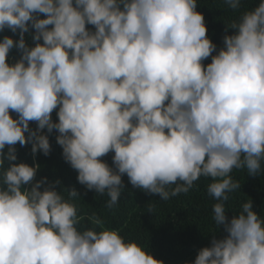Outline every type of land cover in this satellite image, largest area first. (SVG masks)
<instances>
[{
  "label": "clouds",
  "instance_id": "9594fccd",
  "mask_svg": "<svg viewBox=\"0 0 264 264\" xmlns=\"http://www.w3.org/2000/svg\"><path fill=\"white\" fill-rule=\"evenodd\" d=\"M6 28L19 39L0 40V264H163L117 229L78 227L75 188L65 198L59 180H35L39 164L11 163L17 143H31L34 159L49 155L44 129L58 132L78 182L106 192L108 208L124 174L165 201L211 177L213 220L226 235L191 264H264V217L251 199L230 220L225 208L241 187L233 168L264 170V0L226 25L234 31L219 51L197 0H0ZM13 48L21 55L9 64ZM109 152L114 167L100 159Z\"/></svg>",
  "mask_w": 264,
  "mask_h": 264
},
{
  "label": "trees",
  "instance_id": "16d2710c",
  "mask_svg": "<svg viewBox=\"0 0 264 264\" xmlns=\"http://www.w3.org/2000/svg\"><path fill=\"white\" fill-rule=\"evenodd\" d=\"M259 3L260 0H240V7L234 10L229 7L226 0H197V11L204 16L207 36L217 46L216 51L223 47V37L231 35L234 31L228 29L226 33V25L238 20L243 12L253 9ZM39 18L46 16L39 14ZM86 27L95 30L92 25ZM29 33L25 34V40L29 47H33L35 42L32 34L35 33V29L30 27ZM5 35L12 37L14 41L19 39L18 32L14 34L7 28L0 31V40ZM40 42L42 43V40ZM215 54L214 52L213 55ZM20 55V51L13 48L9 52L8 63L14 64ZM210 62L211 56L203 61L205 66ZM57 111L58 109L52 113L54 122L58 121ZM11 114L13 118L17 117L16 113ZM29 127L35 130L36 122L30 121ZM43 131L48 134L51 146L49 155L45 156L38 151L34 159L31 143L25 146L17 143L15 145L17 160L11 163L24 162L30 166L39 164L35 180L44 177H47L48 183L59 180L60 183L55 184V187L62 191L65 198L67 191L75 188L79 196L74 197L73 202L76 203L78 216L81 218L78 227H95L98 231L102 228L117 229L126 240H135L148 248L153 257L163 261V264H191L200 249L210 246L213 235L218 239L226 235L223 225L218 226L213 220L212 208L217 201L209 196L207 191L208 185L213 182L211 177L201 176L187 193L182 192L165 201L161 200L159 194L134 187L124 174L122 175L124 188L118 198L119 201L112 208H108L106 205L110 198L106 192L101 195L78 182V172L65 161L62 147L56 142L58 132L55 129L50 134L47 133V129ZM25 135L27 136V133ZM4 151H7V147ZM113 156L114 152H109L100 159L114 167ZM7 166L6 161L5 167ZM230 175L241 187L230 193L229 200L225 202L228 219L238 214L242 204L250 199L253 202V210L264 217V170L253 176L248 174L246 168H233ZM45 186L47 184L42 185L41 190ZM24 187L30 188L31 185ZM93 214L99 217L101 224H92L89 217Z\"/></svg>",
  "mask_w": 264,
  "mask_h": 264
},
{
  "label": "bare ground",
  "instance_id": "6f19581e",
  "mask_svg": "<svg viewBox=\"0 0 264 264\" xmlns=\"http://www.w3.org/2000/svg\"><path fill=\"white\" fill-rule=\"evenodd\" d=\"M22 158H23V157H22ZM6 165H7V164H6ZM42 165H43V164H42ZM42 165H41V166H42ZM53 167H54V166H53ZM65 167H66V166H65ZM69 172H70V171H69ZM69 172H68V173H69ZM65 176H66V175H65ZM68 176H69V175H68ZM59 177H60V176H58V178H59ZM38 180H39V179H38ZM81 221H82V220H81ZM82 227H83V226H82ZM82 227H81V228H82Z\"/></svg>",
  "mask_w": 264,
  "mask_h": 264
}]
</instances>
